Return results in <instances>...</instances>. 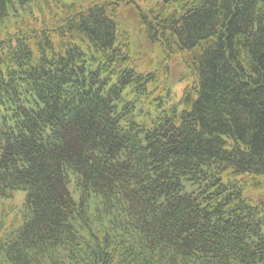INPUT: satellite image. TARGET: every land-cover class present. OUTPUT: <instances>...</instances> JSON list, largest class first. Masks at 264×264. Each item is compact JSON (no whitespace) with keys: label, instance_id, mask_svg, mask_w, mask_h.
Here are the masks:
<instances>
[{"label":"trees","instance_id":"16d2710c","mask_svg":"<svg viewBox=\"0 0 264 264\" xmlns=\"http://www.w3.org/2000/svg\"><path fill=\"white\" fill-rule=\"evenodd\" d=\"M261 189L264 0H0V264H264Z\"/></svg>","mask_w":264,"mask_h":264},{"label":"rangeland","instance_id":"374dc122","mask_svg":"<svg viewBox=\"0 0 264 264\" xmlns=\"http://www.w3.org/2000/svg\"><path fill=\"white\" fill-rule=\"evenodd\" d=\"M120 16L124 25L128 27L133 35L131 37L132 47L133 49H135V51H137V57L139 59L138 64H144L143 67L145 68H150V65H152L153 67V64L161 67V65L163 64V60L162 62L160 61L161 54L158 53L157 50L153 49V46L151 45V43H149V41H147L143 32H137L136 13L131 8H126L120 12ZM166 62V72L169 83L171 84V95L174 99H179L182 95V90L187 83V80H184V77L188 72L186 61L184 62L181 55L174 54L172 55V57L167 59ZM260 193L262 197H264V189H261ZM23 199L24 193L16 192L14 198L0 202V219L2 211L5 216L7 213L10 214L9 216H11V218L16 216L15 212L20 208ZM2 207L4 209H2ZM13 208L15 209V211H13ZM9 219L10 218H5V221H8Z\"/></svg>","mask_w":264,"mask_h":264}]
</instances>
